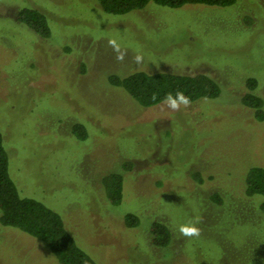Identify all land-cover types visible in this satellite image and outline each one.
I'll list each match as a JSON object with an SVG mask.
<instances>
[{
  "label": "rangeland",
  "instance_id": "rangeland-1",
  "mask_svg": "<svg viewBox=\"0 0 264 264\" xmlns=\"http://www.w3.org/2000/svg\"><path fill=\"white\" fill-rule=\"evenodd\" d=\"M23 7L47 17L49 38L16 20ZM140 71L202 72L221 94L177 110L143 107L110 83ZM251 77L264 100V0L149 3L124 15L105 13L96 0H0L9 174L21 197L62 217L97 264H264V196L245 190L248 171L264 169V120L241 103ZM76 124L86 140L73 135ZM112 172L124 177L119 205L103 184ZM127 214L139 225L127 227ZM153 222L170 230L167 247L153 244ZM188 224L198 237L180 233ZM0 264L59 262L43 242L0 222Z\"/></svg>",
  "mask_w": 264,
  "mask_h": 264
},
{
  "label": "trees",
  "instance_id": "trees-1",
  "mask_svg": "<svg viewBox=\"0 0 264 264\" xmlns=\"http://www.w3.org/2000/svg\"><path fill=\"white\" fill-rule=\"evenodd\" d=\"M102 10L111 15H124L134 10H141L149 3L168 8H180L188 4H204L216 7H228L238 0H96ZM16 20L28 26L41 38H49L51 34L47 17L40 11L23 7L16 15ZM110 83L122 87L135 101L143 107H152L166 102L171 93L183 92L190 103L199 99H215L221 94L220 85L209 75L199 72L194 75H179L159 72L149 74L143 71L132 73L125 78L111 76ZM248 92L241 98V103L253 109L257 120H264V100L255 94L258 80L251 77L247 80ZM73 135L79 140L88 137L84 125L76 124L72 128ZM132 164L124 163L122 168L130 170ZM198 175V174H197ZM195 175V176H197ZM124 177L121 173L112 172L103 179L107 197L113 205L122 201ZM246 193L249 196H264V169L251 168L245 179ZM218 202L220 199L216 197ZM264 211V202L260 205ZM0 222L3 226L17 228L20 231L43 242L56 257L59 264H97L76 243L65 227L62 217L42 202L21 197L9 174V157L3 144L0 132ZM125 225L135 227L139 219L133 214L125 216ZM153 244L167 247L171 242V232L167 226L159 222L151 224Z\"/></svg>",
  "mask_w": 264,
  "mask_h": 264
},
{
  "label": "clouds",
  "instance_id": "clouds-1",
  "mask_svg": "<svg viewBox=\"0 0 264 264\" xmlns=\"http://www.w3.org/2000/svg\"><path fill=\"white\" fill-rule=\"evenodd\" d=\"M109 44L113 46L117 52H119V46L116 44L115 40H110ZM118 60H123V54H120L117 56ZM134 60L137 64L141 63L143 61V56L142 55H136L134 57ZM166 102L170 106L171 109L177 110L181 105H184L187 107L190 104V99L184 95L183 92H177L175 96H173L171 93H169L166 98ZM180 233L184 237H198L200 235V230L199 228L195 227L192 224L188 225H182L179 228Z\"/></svg>",
  "mask_w": 264,
  "mask_h": 264
}]
</instances>
